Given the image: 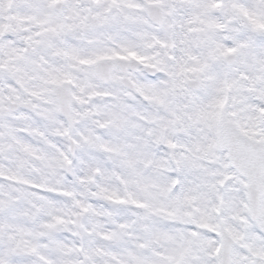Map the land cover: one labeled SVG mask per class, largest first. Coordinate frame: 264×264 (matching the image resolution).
<instances>
[{
	"label": "snow or ice",
	"instance_id": "6c2138e0",
	"mask_svg": "<svg viewBox=\"0 0 264 264\" xmlns=\"http://www.w3.org/2000/svg\"><path fill=\"white\" fill-rule=\"evenodd\" d=\"M0 264H264V0H0Z\"/></svg>",
	"mask_w": 264,
	"mask_h": 264
}]
</instances>
